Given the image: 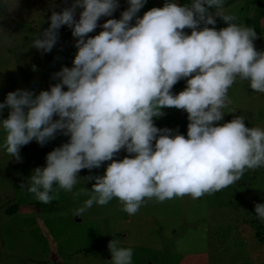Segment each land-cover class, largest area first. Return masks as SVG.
I'll return each instance as SVG.
<instances>
[{
    "label": "clouds",
    "instance_id": "1",
    "mask_svg": "<svg viewBox=\"0 0 264 264\" xmlns=\"http://www.w3.org/2000/svg\"><path fill=\"white\" fill-rule=\"evenodd\" d=\"M64 2L60 11L51 9L48 27L35 34L31 47L42 55L51 52L67 26L77 49L73 66L53 73L58 82L49 90L16 89L0 103V113L8 109L7 118L0 119V147L18 163L22 146L33 140L44 146L58 133L69 137L47 153L45 166L34 168L20 189L48 204L59 189L72 192L81 170L110 162L102 176L84 178L95 181L91 190L73 193L89 194L75 216L114 198L134 215L146 198L197 199L234 184L246 170L264 167V128L246 127L243 115L215 123L223 120L228 91L238 79L264 93V51L254 46L257 33L223 11L225 0L185 5L166 0L142 17L146 0H127L120 18L102 25L98 21L112 17L119 0ZM215 17L227 27L217 30ZM97 27L103 30L89 37ZM181 79L187 86L174 94ZM165 108L187 112V138L155 126ZM121 150L128 155L114 159ZM255 216L264 221V204H255ZM108 249L110 264H132L131 248L112 239Z\"/></svg>",
    "mask_w": 264,
    "mask_h": 264
},
{
    "label": "rangeland",
    "instance_id": "2",
    "mask_svg": "<svg viewBox=\"0 0 264 264\" xmlns=\"http://www.w3.org/2000/svg\"><path fill=\"white\" fill-rule=\"evenodd\" d=\"M165 2L146 0L138 16L153 7H163ZM175 2L185 5L191 0ZM263 2L225 0L223 11L235 14L238 22L245 24L244 18H251L257 3ZM119 4L113 16L102 17L98 25L107 19H119L128 3L119 0ZM64 6V0H0V103L16 89L32 90L34 94L49 90L58 82L52 74L63 66H73L77 49L67 26L59 30V40L51 52L42 55L31 47L35 34L48 27L51 9L60 11ZM215 19L217 30L227 27L220 17ZM258 25L254 46L264 51V16L258 19ZM102 30L97 27L88 36L94 37ZM184 32L190 35L191 29ZM186 86V79H181L172 92L178 94ZM228 97L230 103L223 109V120L215 123L243 115L246 127L264 128V93L255 92L248 81L238 79ZM162 111L165 115L154 118L155 126L178 131L187 138V112L176 108ZM7 116L8 109H4L0 119ZM3 137L0 130V144ZM68 140L60 133L44 146L33 140L22 146L21 163L0 147V264H110L108 243L112 239L132 249V264H264V221L255 216V204H264V167L246 170L234 184L197 199L188 195L164 202L146 198L138 212L129 215L114 198L103 206L93 204L82 217H76L75 210L89 194L74 197L73 193L82 187L91 190L95 181L84 178L102 176L104 166L110 162L91 171L81 170L72 192L59 189L58 198L48 204L19 187L34 168L45 166L47 153ZM126 155L121 150L114 159ZM13 206L14 210L6 212Z\"/></svg>",
    "mask_w": 264,
    "mask_h": 264
},
{
    "label": "trees",
    "instance_id": "3",
    "mask_svg": "<svg viewBox=\"0 0 264 264\" xmlns=\"http://www.w3.org/2000/svg\"><path fill=\"white\" fill-rule=\"evenodd\" d=\"M264 16V2L263 3H257V5L254 8V12L251 18L245 17V24L247 26H251L254 28V30L257 33V36L259 35L260 27L258 25V19ZM107 167V163L104 166V172ZM15 206L9 208L6 210V212H10V210H14Z\"/></svg>",
    "mask_w": 264,
    "mask_h": 264
}]
</instances>
